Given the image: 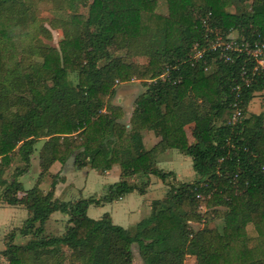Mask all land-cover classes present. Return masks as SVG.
<instances>
[{
    "label": "trees",
    "instance_id": "obj_1",
    "mask_svg": "<svg viewBox=\"0 0 264 264\" xmlns=\"http://www.w3.org/2000/svg\"><path fill=\"white\" fill-rule=\"evenodd\" d=\"M53 1L55 9L65 1L74 11L54 16L62 30L58 47L39 37L52 33L37 18L34 0H0L1 197L27 209L22 224L5 236L7 264H134L132 243L142 264H184L187 256L195 264H264V112L247 110L264 91V69L243 88L242 116L231 122V87L250 60L238 55L225 62L213 54L190 59L202 36L199 14L210 11L222 30L264 36V0H166L167 13L155 10L156 0H91L85 14L77 10L87 0ZM235 3L236 11H229ZM17 35L31 41L18 43L19 49ZM138 54H148L145 64L133 59ZM132 77L145 89L135 97L127 125L113 98L116 84ZM191 122L195 137L189 141L184 126ZM142 128L159 136L149 148ZM38 139V178L25 188L18 175L30 166ZM168 147L191 157L192 180L156 165ZM16 155L22 164L7 178ZM71 155L78 168L103 171L118 163L120 177L101 195L62 199L54 195L64 179L57 171L43 191L39 183L50 165ZM135 174L146 178L130 181ZM149 174L167 189L133 226L113 222L107 211L98 218L86 213L89 204L144 193ZM202 198L225 208L198 210ZM54 211L68 215L59 234L45 232ZM214 216L222 222L209 226ZM192 222L204 224L195 228ZM16 233L26 241L16 242Z\"/></svg>",
    "mask_w": 264,
    "mask_h": 264
},
{
    "label": "rangeland",
    "instance_id": "obj_2",
    "mask_svg": "<svg viewBox=\"0 0 264 264\" xmlns=\"http://www.w3.org/2000/svg\"><path fill=\"white\" fill-rule=\"evenodd\" d=\"M90 1L91 0H87L86 3L81 4L77 11L80 13H84V14L87 13L88 3ZM155 7H156L155 10L157 12H160V13H167V11H168L166 0H156ZM34 8H35L37 18H40V21L42 18V22H43L44 26H46L50 30V32L52 33V37L50 39L42 37L43 36L42 34H39V37L42 39L43 42H45L49 45L58 47L59 40L62 38V30L60 28L58 21L55 19L54 16L58 15L59 10H61V11L62 10H68L70 12H74V11L71 10L68 7V5H66L65 1H64V7L62 9H55V3L53 0H34ZM236 8H237L236 3L227 7V9L231 12L236 11ZM14 29L16 30L17 28L14 27ZM18 35L16 37V41H17L16 43L17 44L19 43L20 46L25 44L26 41H31L29 38H23L21 36L18 38ZM19 44H18V46H19ZM20 46H19V49H20ZM17 56L20 57V51L19 50H18ZM32 58L35 60L34 62H36V60L39 59L36 57H32ZM133 59L136 60V62H138L139 64H145L147 62V59H148V54H141V55L138 54L135 57H133ZM143 89H144V86L142 85L141 81L135 80V79H133V77L128 79V80L118 82L116 84V91L122 90L123 92L127 91V93H129L126 96L129 101H132V99L135 98ZM116 97H117V94H115L114 98H113L115 102H116ZM247 110H248V112H254V113H259L262 111L264 112V91L257 92L250 99L248 106H247ZM190 137L192 138L191 134H190ZM42 142H43V139L36 140L35 145H34V151L32 154V159H31L32 162L30 163V166L28 168H26L24 170V172H22L21 174L18 175V179L23 183V186L25 188L32 186L35 183L36 179L38 178V172L39 171L37 172V168H38V166H37V153H38V149L40 148ZM73 158H74V156H73ZM21 164H22V161L19 159V155H16L15 159L13 160L12 164H10V167L7 170L6 177L10 178L12 171L14 170V167L16 165H21ZM75 165H76L75 158L73 159L72 163H66V161L64 163H62V166L64 168V169H62V171L65 175H67L69 177V179L75 170L74 168L82 169L83 167H86V168L90 167L89 165H87V166H83L81 168H78ZM175 165H177V164L175 163ZM177 167H179L181 174L184 175L183 178L185 177L186 181H190L194 178V175L192 174V170H193L192 164H190L189 162H186L185 164H183L181 166H177ZM51 169H52V167H51ZM51 174L52 173L47 172L42 177L43 183H45V182L48 183V181H49L48 188H50V182L52 180ZM65 175H59V176H63L64 180H65ZM151 175H152L153 180H157V183H155V182L151 183V184H153V186L149 188L150 190L148 189L149 192L147 194V198H150L151 200H152V198H161L167 189V185L155 174H151ZM100 176L97 175L96 172L90 170L89 176L87 177V183L91 187L90 188L91 194L97 195V193H100L102 191L101 184L97 182L98 179H101ZM132 177H133V180H131V181H134L137 183H139L140 181H142L146 178V176H142V178H141V176L136 175V174L133 175ZM84 181H85V175L78 176L77 183H81V185H82L84 183ZM109 181H112V178H109ZM60 182H62V180H59L56 182V183H59L57 193L58 194L61 193L58 195L60 198L67 199V198L71 197V193H76V191H78V190H72V189H70L71 188L70 186H66ZM43 185H45V184H43ZM2 190H3V188L0 187V264H7L8 263L7 260L5 259L4 255L1 253V250L5 247V236L8 234L9 231H11L14 228H17L18 226H20L22 224L23 219L27 215V209L22 204H9V203H7L1 197ZM43 191H47V189H43ZM79 193H81V192H77L76 195H79ZM85 193H87V194L85 195ZM18 194L20 195L21 192H19ZM91 194H89V192H85V190H84L83 196H88ZM142 197H144V196H142ZM140 200H141V202L139 204L136 203V202H138V200L135 202V204H130V207H134L133 208L134 211H132V212L130 211L128 217H125V219L130 218V223H132V226L137 222V220L141 219L142 217L146 216L149 213L146 201L143 202V198H141ZM113 204H116V203H113ZM137 206L139 207L138 209H136ZM214 207L222 208V209L225 208V206L222 204H214L212 206H208L206 204L205 198L199 199L198 210H201V211L208 210L209 211V210H212ZM98 209H100V208L97 205L91 204L89 212H90V214H92V210H96L98 212ZM55 213L59 216V217H57L58 219H55V222H54V220L51 222H48L46 220L47 222H45V225H44L45 226V232H47V233L59 234V233L64 231L65 225L67 224L68 215H66V216L61 215L60 211H55ZM120 215L121 216L126 215L125 211L120 209ZM117 216H115V220L117 222L118 221L124 222L122 219H119ZM12 218H13V220H12ZM59 218L61 220H59ZM10 220H12V222L5 225V223L10 221ZM221 222H222L221 218H219L218 216H216V217L214 216V218L209 221L208 225L214 226V225L220 224ZM203 224H204L203 222H192V225L195 228H201L203 226ZM26 239H27V236H23L19 233H16L15 238H14V240L18 243L25 242ZM1 243H3L2 247H1ZM131 250H132L133 263L134 264H142L143 262H142V259L140 258L139 253H138V247H137L136 243L131 244ZM68 263H69L68 261L63 262V264H68ZM184 264H195L194 257L193 256H187L184 260Z\"/></svg>",
    "mask_w": 264,
    "mask_h": 264
},
{
    "label": "crops",
    "instance_id": "obj_3",
    "mask_svg": "<svg viewBox=\"0 0 264 264\" xmlns=\"http://www.w3.org/2000/svg\"><path fill=\"white\" fill-rule=\"evenodd\" d=\"M133 79L140 80L139 78H136V77H133ZM144 89H145V87H144ZM143 90L141 92H143ZM116 94H117L116 103H118L122 107V111H123V114H122V117L120 118V120H122L123 122L127 123V125H129V120H130V117H131V114L133 111L135 98H133L132 101H129L128 98L126 97L129 94V93H127V91L123 92L122 90H119V91H117ZM184 129L186 132L187 139L189 141L194 140V137H195V135H194L195 134L194 124L192 122L188 123L184 126ZM189 133L192 135V138L190 137ZM141 135H142V142H143V145L145 148L151 147L152 145H154L159 140V136L156 135L155 132L149 128H142L141 129ZM186 162H189L190 164H192L191 157L187 154H184L183 152L179 151L178 149H176L174 147L166 148L164 151H162L157 156V159H156V165H158L159 167H162L165 170H172L174 172L175 177L179 180H185V177L183 178L184 175L181 174V171H180L179 167H177V166H181V165L185 164ZM175 163L177 165H175ZM37 166H38V159H37ZM51 167H52V169H51ZM62 169H64V168L62 166V163L59 160H55L49 167L50 173H55V172L59 171V175H65L63 173ZM74 169L75 170H74L73 174L71 175L70 179L67 175H65V180L63 179L62 182H60L66 186H70L71 187L70 189H72V190H78V191H76V193H71V197H69V198H75V196L77 197L79 195L83 196L84 190H85V192H89V194H91V191H90L91 187L87 183V177L89 176L90 170L96 172L97 175H99V176L101 175L100 176L101 179H98L97 182L101 184L102 191L100 193H97V196L102 194L105 191L106 186L109 183H112V182L119 179L121 166L118 163H113L109 168H107L103 171H100V170L95 169L93 167H91V168L90 167H88V168L83 167L82 169H77V168H74ZM39 170L40 169L38 166L37 172ZM192 174L195 176L194 170H192ZM82 175H85V181L81 185V183H77V180H78V176H82ZM109 178H112V181H109ZM148 178H149L150 183H149V185H148V187L144 193H139V192L134 190V191L125 193L124 195H122L120 198H118L116 200H113L110 202H104L100 205H97L100 209H98V212L96 210H92L93 215L90 214V212H89L90 205H91V204H89L87 207L86 213L90 217L98 218L103 212L107 211L111 215L113 222H115V223L117 222L115 220V216L118 215L117 217L124 221V222L118 221L117 222L118 224H120L124 227L132 226V223H130V218L125 219V217H128L130 211L131 212L134 211V209H133L134 207H130V204H135V202L137 200H138V202H136V203L139 204L141 202L140 199L143 198V202L146 201V204H147V207L149 210V206H150L149 203H150L151 199L147 198V194L149 192L148 189L153 186V184H151V183L152 182L157 183V180H153L151 174L148 175ZM131 180H133L132 176L130 177V181ZM39 184H40V187L42 189H48L49 181H48V183L47 182L43 183V180H42ZM43 184H45V185H43ZM58 187H59V183H56L55 187H54V195L55 196H58L59 194H61V193H59V194L57 193ZM77 192H81V193H79V195H76ZM86 194L87 193H85V195ZM142 196H144V197H142ZM113 203H116V204H113ZM138 208L139 207L137 206L136 209H138ZM120 209L124 210L127 216L126 215L121 216L120 215ZM60 214L65 215V216L67 215V214L62 213V212H60ZM57 217H59V216L54 211L50 214L47 221L51 222L54 220V222H55V219H58ZM12 220H13V218H12ZM12 220L6 222L5 225L8 223H11ZM59 220H61V219L59 218ZM2 246H3V243H1V247Z\"/></svg>",
    "mask_w": 264,
    "mask_h": 264
},
{
    "label": "built area",
    "instance_id": "obj_4",
    "mask_svg": "<svg viewBox=\"0 0 264 264\" xmlns=\"http://www.w3.org/2000/svg\"><path fill=\"white\" fill-rule=\"evenodd\" d=\"M198 17L203 31L201 38L193 43L191 60L213 54V59L217 57L225 62H233L235 56L244 55L251 62L249 66L244 64L240 66L238 79L231 87V90H234V96L229 103V120L236 122L242 116L243 88L250 84L257 72L264 69V36L257 33L247 37L237 30L225 31L217 28L214 26L210 11L199 14Z\"/></svg>",
    "mask_w": 264,
    "mask_h": 264
},
{
    "label": "water",
    "instance_id": "obj_5",
    "mask_svg": "<svg viewBox=\"0 0 264 264\" xmlns=\"http://www.w3.org/2000/svg\"><path fill=\"white\" fill-rule=\"evenodd\" d=\"M73 155L69 156L67 159H66V163H72L73 161Z\"/></svg>",
    "mask_w": 264,
    "mask_h": 264
}]
</instances>
